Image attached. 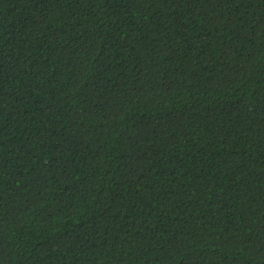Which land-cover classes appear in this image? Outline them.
<instances>
[{
	"label": "trees",
	"instance_id": "1",
	"mask_svg": "<svg viewBox=\"0 0 264 264\" xmlns=\"http://www.w3.org/2000/svg\"><path fill=\"white\" fill-rule=\"evenodd\" d=\"M0 264H264V0H0Z\"/></svg>",
	"mask_w": 264,
	"mask_h": 264
}]
</instances>
